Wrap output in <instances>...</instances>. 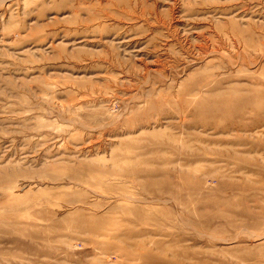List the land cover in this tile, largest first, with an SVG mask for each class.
Returning <instances> with one entry per match:
<instances>
[{"label": "rangeland", "instance_id": "374dc122", "mask_svg": "<svg viewBox=\"0 0 264 264\" xmlns=\"http://www.w3.org/2000/svg\"><path fill=\"white\" fill-rule=\"evenodd\" d=\"M0 264H264V0H0Z\"/></svg>", "mask_w": 264, "mask_h": 264}]
</instances>
